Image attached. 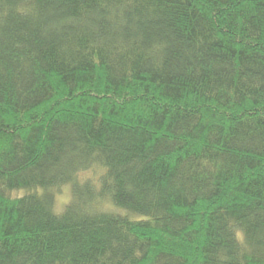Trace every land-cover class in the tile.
I'll list each match as a JSON object with an SVG mask.
<instances>
[{
	"label": "trees",
	"instance_id": "obj_1",
	"mask_svg": "<svg viewBox=\"0 0 264 264\" xmlns=\"http://www.w3.org/2000/svg\"><path fill=\"white\" fill-rule=\"evenodd\" d=\"M0 264H264V0H0Z\"/></svg>",
	"mask_w": 264,
	"mask_h": 264
},
{
	"label": "rangeland",
	"instance_id": "obj_2",
	"mask_svg": "<svg viewBox=\"0 0 264 264\" xmlns=\"http://www.w3.org/2000/svg\"><path fill=\"white\" fill-rule=\"evenodd\" d=\"M87 175L94 177L95 173H93V171H89L88 173H86V176ZM71 197H72V192L70 185H64L63 187L60 188V190L57 192L56 204H55L56 207L55 210L57 213H61L65 209V206L71 200ZM102 205L103 208L108 207V210L111 211L113 210L117 212L118 208L112 203H109L108 201L103 202ZM118 211L120 212L121 210Z\"/></svg>",
	"mask_w": 264,
	"mask_h": 264
}]
</instances>
